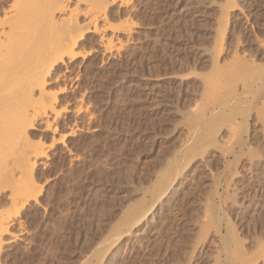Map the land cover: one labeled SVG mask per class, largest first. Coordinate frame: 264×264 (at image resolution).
I'll use <instances>...</instances> for the list:
<instances>
[{
	"label": "rangeland",
	"instance_id": "obj_1",
	"mask_svg": "<svg viewBox=\"0 0 264 264\" xmlns=\"http://www.w3.org/2000/svg\"><path fill=\"white\" fill-rule=\"evenodd\" d=\"M129 1L127 12L119 15L112 9L114 22L125 20L129 26L116 37L121 50L106 54L88 35L83 50L89 53L62 67L64 82L60 77L49 86L66 87L58 100L70 111L57 126L72 127L75 134L58 145L60 152L58 146L52 150L50 165L36 173L42 188L38 203L26 205L20 221L3 236L7 243L0 264H95L100 259L96 264H240L233 238L223 243L215 231L227 219L244 253L254 257V243L264 247V143L259 141L264 134L254 117L264 109V98L258 100L255 91L256 76L264 74V0ZM235 51L246 61L240 69L233 68L238 59L230 58ZM206 83L223 87L209 90ZM71 98L85 101L82 112L73 111ZM218 104H226L227 114L243 108L247 121L236 116L234 127L215 121L214 144L184 168L135 231L126 232V226L116 231L131 206L155 201L151 191L161 177L185 166L180 146L211 125L202 124L201 114ZM2 192L0 209L8 210L7 192ZM248 254L238 257L250 261ZM257 264H264V258Z\"/></svg>",
	"mask_w": 264,
	"mask_h": 264
},
{
	"label": "bare ground",
	"instance_id": "obj_2",
	"mask_svg": "<svg viewBox=\"0 0 264 264\" xmlns=\"http://www.w3.org/2000/svg\"><path fill=\"white\" fill-rule=\"evenodd\" d=\"M129 3H130L129 0H0V197L3 195L2 191L5 190L7 192L6 193L7 195H5L7 201L5 202H8L10 206V207L8 206V208H10L8 210L4 206L3 207L5 209L3 210L0 209V250L3 248V245L7 243L6 242L7 239L5 240L3 236L9 233L10 226L16 221L17 218L20 217V215L23 212V209H26L25 206L30 204V202L38 203V196L42 188L41 186H39L38 181L36 180L37 178H35L36 173L38 172L40 168L43 170L50 165L51 162H49V160H50L51 154H53L54 152L53 151L51 153V151L56 149L59 144H65L66 139L69 137H72L75 134V131L74 129H72V127L71 129L69 127H68L69 129L66 128L68 130L64 129L65 125L63 126L64 128H61L60 130H58V126L60 128V125H58V120H60V117L62 116L63 113L69 112L70 109L68 110L69 107L61 108L59 106L58 96L61 93V91L64 90V87H65L63 86L64 84H61V86H63L62 89H60L58 86L57 87L58 90H52L51 88H49L50 84L53 81L55 82L60 77H62V74H61V71L63 70L62 67L65 68V66L68 65V63L70 62L72 63L76 58L80 59L79 58L80 56H83V54L86 55V53L87 54L89 53L88 50L87 51L83 50L84 49L83 44L84 42L87 41L88 35L95 36L94 42L96 40L97 46L99 47V49H102L103 51H105L106 54L107 52L108 53L112 52L115 47H119L121 45V42L118 41L116 37H118L117 36L118 34L119 35L125 34L127 31H129L128 30L129 26L126 24L125 20L124 21L122 20L120 22L116 20L117 22H114L115 16H113L114 13L112 9L115 8L116 13L120 15L121 12L125 10L127 12L128 9L132 8V7L128 8ZM229 7H232V5H230ZM126 12L125 14H127ZM127 15L125 19H127ZM224 16L226 17L224 18ZM224 16L223 18L225 20L224 21L225 23H223L222 21L221 22L222 24H224V26H226L225 24L227 22L226 19L228 15L226 14ZM232 26L234 25L232 24ZM235 35H236V32H235ZM116 39L117 41L115 43ZM235 41L237 42L238 40H235ZM117 43L119 44L118 46H116ZM122 47L123 46L121 45V48ZM94 48L96 47L94 46ZM96 50L97 49H94L93 51H96ZM97 52H101V51L99 50ZM103 53L102 55H104ZM236 53L235 55L230 53L231 54L230 58L236 57L238 59L237 61L236 60L233 61V62L238 63V64L234 63L236 64V67H233V68H237L238 66L240 67L241 64L242 65L246 64L245 63L246 61L245 62L243 61L245 60V58L241 59L237 57L239 53H237V55ZM219 54H220V50L218 49L216 55L219 56ZM117 55L119 54L117 53ZM81 58H84V57H81ZM239 59H241V63L238 62ZM230 60L231 59L227 60V62L223 60L222 63L225 62V64H227L228 61L230 63L232 62L233 59L231 61ZM75 62L73 65L76 64ZM220 65L222 66L221 63ZM215 67H217V64L215 65ZM222 67L228 68L230 66L226 65V67L225 66H222ZM239 67L238 69L241 68ZM244 67L246 66H243L242 69H244ZM216 73H219V72H216ZM209 74L212 75L211 72ZM221 75L222 74H220V76ZM74 78L76 80V76ZM256 78L257 79L255 80L256 81L255 86H257V89L255 91L259 93L258 94L259 96L257 97L256 96L257 94L255 96L257 97L258 100H261L264 98V74L259 73L258 77L256 76ZM64 79L65 78H63L62 81ZM68 80L70 82L71 79H68ZM213 82L215 83V81ZM58 83L59 82H56L55 85H57ZM58 85H60V83ZM211 85L213 84L211 83L210 85L207 84V86H209L208 89L215 91L214 87L217 88L216 85H218V83L216 82V85H214V87H212ZM210 86L212 88H210ZM220 86L223 87L222 85ZM220 86H218L217 89H219ZM64 92L65 91H63V93ZM81 96L83 97V95ZM78 97L81 99L80 95ZM227 98H229V96ZM72 100H75V98ZM81 102L77 101V98H76V100L73 102L75 103L74 104L75 107H72L73 106L72 103H71L72 106L70 105L74 109L72 110L76 112V114L83 111V106ZM224 102L222 101V104ZM226 104L223 106L218 104L219 106L218 107L216 106L217 109L208 110V112L205 111L203 114H201L203 118V121L201 122L203 125L205 122H206L205 124L206 126L209 122H212V123H210L211 125H208L206 128L201 126V128H204L202 134H199L200 131H196L195 132V135H197L196 138L190 136V138H188L187 140H184L186 142L180 146L179 152H181V154L183 153L184 154L183 158L186 159V160H183L186 162V163L184 162L185 166L183 165L182 167V165L180 164L181 165V168H180V166H177L176 163H174L177 166L176 168L171 169L169 171L170 173L167 174L166 176L161 177L160 179L158 178L159 180L156 182L154 188L151 191L152 193L151 195L155 197V201H152V203H148V206L146 205L144 207H141L139 204V201H140L139 200L137 204H134L133 206H131L132 208L129 210V212L128 211L125 212L124 215L119 219L118 225L115 228L116 231L122 232V230L120 229L122 226H126V228L128 229L126 230V232L135 231L142 224L144 218L147 215H149L150 211L156 204V200H160L162 197H164L168 189H170L171 185H173L174 181L181 174L184 168H186L187 165H189L196 157H198V155H202V153L205 152L202 150L204 147L209 146V145L211 146L212 144H214L215 137H213V133L214 132L216 133L217 130L213 132L212 125L213 124L215 125V121H220V123L230 124L229 126L233 125V127L234 125H236L235 124V121H237L236 116H239L241 118V121H244V122L247 121V119L244 118V115L246 114H245V111L242 110L243 108H240V110L239 109L234 110L230 112V114H227L226 113L227 111L226 112L223 111L227 107ZM261 106L264 108V105H261ZM200 108L201 107H199V109ZM206 108L208 109V107ZM221 110L223 112H221ZM263 110L258 111L257 109L258 112H256V114L257 113L259 114H257L256 116L253 115L256 118L255 121L258 120V122H261L260 123L261 128H259L261 134H264V111ZM85 111H86V107L84 106V112ZM84 112L82 116L85 115ZM87 112H89V110ZM87 115H88L87 117L89 118V115L91 114H87ZM62 118L64 119V117ZM67 122L69 123L68 119H67ZM64 123H66V120ZM40 124H41V127H40ZM69 124L67 126H69ZM76 124L75 125L72 124V125L77 126ZM38 126L40 128L39 131H41V133H39L38 131L39 134L36 132L37 135H35V133L32 131L38 130L37 129ZM87 126L90 127L89 124ZM81 127L82 126L80 125L79 128ZM88 127L86 129L87 131H89L90 129V128L88 129ZM188 127L189 129L191 128V126H188ZM42 132H47L50 134V136L49 137L44 136ZM261 138L259 139V141L261 143H264V139L262 140ZM62 148L64 149V147ZM59 149L60 147L57 150L59 151ZM220 152H222L221 149H220ZM69 153L68 154L66 153V154L69 155ZM76 158H73V159H76ZM234 158H235V162H237L238 161L237 156H235ZM240 214L242 217H244L245 211L242 210ZM19 221H20V218H19ZM203 223L202 225H204ZM16 225L18 226L19 223ZM232 227L233 226L231 224V221L227 219L225 226H223V223L221 224L220 222H218L217 228L215 231L217 234L220 235L219 240L222 241L223 243L227 242L226 240L228 237L229 238L232 237L233 238L232 240L233 248L232 249L234 253H237L236 255H237V258L239 259L240 264H248L249 260L246 261L245 260L246 258L245 259L243 258V256H245L248 253L246 251H245L246 253H244L243 250H241L238 247V241H236L237 240L235 239L236 236H234L235 232L233 233V230H231ZM224 230H225V233H224ZM15 237L16 235L14 236V238ZM120 237L122 236H119V238ZM14 238L12 237V239ZM257 241H259L260 243V240L257 239ZM254 245L253 247L256 250V252H254V250H251L253 251L254 257L248 254L249 256L253 257V259L252 257L250 258L252 260H250L249 262H252V264H257L259 259L264 258V247H262L261 245L256 247L257 244L255 246ZM225 247L224 249H226ZM238 254L240 255L245 254V255H243L240 258V255L238 257ZM98 257L100 258L99 255ZM246 257L248 256L246 255ZM99 258H96V259H99ZM100 260L98 261L96 260L97 261L96 263H98ZM90 263H91L90 261L89 263L87 262V264H90Z\"/></svg>",
	"mask_w": 264,
	"mask_h": 264
}]
</instances>
